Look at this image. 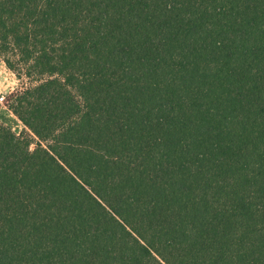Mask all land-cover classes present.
<instances>
[{"label": "trees", "instance_id": "1", "mask_svg": "<svg viewBox=\"0 0 264 264\" xmlns=\"http://www.w3.org/2000/svg\"><path fill=\"white\" fill-rule=\"evenodd\" d=\"M2 61L0 264H264V0H0Z\"/></svg>", "mask_w": 264, "mask_h": 264}, {"label": "rangeland", "instance_id": "2", "mask_svg": "<svg viewBox=\"0 0 264 264\" xmlns=\"http://www.w3.org/2000/svg\"><path fill=\"white\" fill-rule=\"evenodd\" d=\"M28 85L27 80H20L5 62L0 63V124L9 126L15 133L21 134L24 124L6 107V97L19 87ZM35 145H32L34 148Z\"/></svg>", "mask_w": 264, "mask_h": 264}]
</instances>
